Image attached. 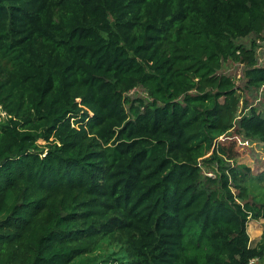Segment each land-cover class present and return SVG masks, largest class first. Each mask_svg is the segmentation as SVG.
<instances>
[{
  "label": "trees",
  "instance_id": "obj_1",
  "mask_svg": "<svg viewBox=\"0 0 264 264\" xmlns=\"http://www.w3.org/2000/svg\"><path fill=\"white\" fill-rule=\"evenodd\" d=\"M252 34L264 0H0V264L264 260L228 137L264 141V114L222 71L264 97Z\"/></svg>",
  "mask_w": 264,
  "mask_h": 264
},
{
  "label": "rangeland",
  "instance_id": "obj_2",
  "mask_svg": "<svg viewBox=\"0 0 264 264\" xmlns=\"http://www.w3.org/2000/svg\"><path fill=\"white\" fill-rule=\"evenodd\" d=\"M243 43H245L247 46L251 45L252 41H256L257 46V57L259 60V63L262 65L264 64V38L259 39L258 36L252 34L244 39H241ZM224 73L230 75L236 82V85L240 88L241 91V108L240 112H248L251 107L256 108L259 110L262 114H264V97H263V88H255V87H245V79H244V66L236 61H227L224 66L223 70ZM129 96L131 98H138V97H146L147 94L145 90L141 87L135 88L133 91L130 92ZM245 102H247V108H244ZM6 116V112L2 110L0 107V123L4 120ZM237 135H234L233 137L228 136L232 139L235 147V159L234 161L237 164H244L251 170V176L256 180H249L248 183L250 185V188L254 194L260 195V188L261 184L264 185V141L263 140H253L249 141V143H246V138H243V136L239 135L237 132H235ZM40 144H45V141L43 139H40L38 141ZM210 154V153H209ZM232 163V162H230ZM235 163V164H236ZM214 171L211 168L204 167V174L203 175H213ZM262 174L261 179H257V175ZM211 187H214V184H210ZM258 186V187H257ZM248 233L250 235V241L251 245H255L257 241L260 239L263 231H264V219L259 220H253L251 219L248 222L247 227ZM105 245H102L99 252H104ZM108 251H111L110 248H108ZM97 261V259H94V257L88 255L83 258H81L77 263L80 264H94ZM88 262V263H86ZM111 264H115L112 262ZM254 264H264V260L256 261Z\"/></svg>",
  "mask_w": 264,
  "mask_h": 264
},
{
  "label": "built area",
  "instance_id": "obj_3",
  "mask_svg": "<svg viewBox=\"0 0 264 264\" xmlns=\"http://www.w3.org/2000/svg\"><path fill=\"white\" fill-rule=\"evenodd\" d=\"M249 141H250V140H249V139H247V140H246V143H249ZM253 262H254V260L250 261V263H249V264H253Z\"/></svg>",
  "mask_w": 264,
  "mask_h": 264
}]
</instances>
